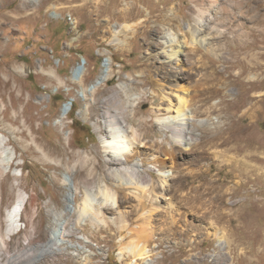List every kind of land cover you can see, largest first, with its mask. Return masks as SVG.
<instances>
[{"label":"rangeland","instance_id":"obj_1","mask_svg":"<svg viewBox=\"0 0 264 264\" xmlns=\"http://www.w3.org/2000/svg\"><path fill=\"white\" fill-rule=\"evenodd\" d=\"M25 1L0 0L2 264L16 254L23 257L32 243L40 252L53 235L58 246L56 256L37 264H125L133 260L134 264H144L133 255L121 254L120 246L132 239L153 254L161 253L158 264H226L224 252L230 264H264L262 149L245 155L238 147L235 149L234 141L230 145L224 140L217 148L192 151L188 147L186 156L178 160L184 163L186 172L167 170L168 199L161 203L173 205L177 223L170 230L174 235L162 231L151 239L140 235L143 226L137 215L129 224L133 235L118 233L115 226H97L90 219L83 189L79 185L76 192L71 191L79 183L76 172H71L79 160L73 154L90 158L96 155L102 163L106 160L103 129L100 131L97 124L105 127L102 114L115 104L106 105L104 101L113 97L122 78L135 81L142 71L141 62L157 54L155 45L168 32L189 43L182 56L184 61L211 62L215 67L191 70L197 75L193 80H161L164 92L190 99L197 81L204 82L215 69L224 85L221 96L237 106L231 110L224 103L222 110L197 118L208 119L206 126L211 128L215 123L226 128L230 122L233 129L248 126L249 132L236 137L238 142L264 137V102H260L264 98V71L258 68L264 66V0H217L214 4L210 0H38L23 4ZM108 9L115 13L128 11L131 16L111 19ZM199 15L203 20L200 38L205 45L195 54L190 51V43L194 27L199 26ZM242 60L251 62L246 76H241V67L236 64ZM156 73L151 69L145 88H158L152 84ZM221 96L204 103L202 111L209 112ZM130 97L139 113L135 119L129 113L125 118L126 141L136 143L128 122L134 121L133 129L139 130L142 118L149 122L146 142L162 141L166 134L152 113L162 100L156 103L151 96L139 98L136 93ZM198 132L202 137L203 128ZM204 136L212 137L210 133ZM232 147L233 151L228 152ZM198 156L199 162H194ZM229 156L240 164L235 172L219 162ZM135 163L143 164L141 158ZM145 167L151 168L146 161ZM153 174L154 182L143 183V187L148 186L145 191L140 189V182L124 181L123 192L130 205L144 202L150 207L152 190L156 193L161 183L160 173L154 170ZM119 183L118 179L103 182L106 197L95 189L97 203L107 199V191L113 192ZM21 196L26 197L27 208L18 229L10 232L8 214ZM112 210L108 217L118 212ZM56 217L64 223L65 231L72 226L79 229L65 236ZM158 225L169 226L161 222ZM70 242L77 247L70 248ZM220 242L225 244L224 252ZM17 264L30 263L20 259Z\"/></svg>","mask_w":264,"mask_h":264},{"label":"bare ground","instance_id":"obj_2","mask_svg":"<svg viewBox=\"0 0 264 264\" xmlns=\"http://www.w3.org/2000/svg\"><path fill=\"white\" fill-rule=\"evenodd\" d=\"M29 1L38 0H28L23 2V4L28 3ZM210 2L212 4H214V2L218 3L217 0H210ZM222 8H225L224 4ZM127 12L128 11L120 13L116 12V15L114 9H110L108 14L111 19H127L131 16V13ZM196 22L199 26L194 27V40L190 43L192 46L190 51L195 54L199 53L201 46L205 45L202 38H200L202 31L201 23H203L201 15L197 17ZM146 40L150 41L148 37ZM188 45L189 43L179 39L178 34L173 32L165 33V35L161 36V41L155 45L158 50L157 54H150V57L147 60H143L139 65L142 71L135 81H131V77L122 78L121 84L118 86V89L113 97L104 101L106 105L109 103H114L116 105H114V107H106L104 113L102 114L105 129L101 126V124H97V128L100 131L103 129L101 134L104 143H106V149L104 152L106 160L104 163H102L100 158L96 155L90 158L84 154H73V156L78 157L79 160L76 165L72 166L71 172H76L75 178L77 181L79 179V183H75V186L71 191L75 190L76 192L79 189V185L83 189L84 193L87 195L85 204L88 203V206L86 207L89 208V211L91 212L90 219L95 225H104L106 227L115 226L118 233L123 234L124 232H128L129 235H133L129 224L132 223L133 217L137 215L143 226V230L140 235L146 236L148 239L154 238L155 235L159 234V231L165 232V234L168 233L169 235H174L175 233L170 230L171 226L177 223L176 219L172 215L173 205L172 203H168L167 206H164L161 205V203L163 200L168 199L166 198V195L169 191L168 179L170 175L167 170L171 169L172 172H186L184 163H182V161L178 162V160L183 158L184 155L186 156V153L184 154V152L189 150L188 147H191V150L196 149L197 151L205 149L206 147L217 148L220 145L219 141L224 140L223 142L227 144L234 141V144L236 145L235 149L238 147V149L244 151L245 155L250 154L254 149H262L264 151V137H259L254 141L240 140L239 142L242 144L236 140L238 135L249 132V127L246 125L233 129L232 122H230V125L226 128L221 126L220 123H215V127L211 128L206 126L208 119L197 118L200 114L208 116L211 112L222 110L223 107L220 106L224 103H228V105H226L228 107L227 109L231 110H234L237 106L233 100L229 102L226 101V96H221L223 95L222 92L224 89L222 87L224 85L221 84L222 78L219 77L215 69H212L211 73L206 75L204 82L201 80L197 81L196 85L193 86V95L190 99L176 97L172 93L164 92L165 85L161 83V80L170 81L171 79H175L176 82L182 79L193 80L197 75L196 73H191V70L199 71L201 69H207L210 65V68L215 67L211 62H209L210 65H207L204 62L194 63L191 62V60H188V62L184 61L182 56L185 55V48H187ZM236 64H239L241 67V76H246L250 71L251 62L242 60L236 62ZM234 66L232 65V67ZM258 68L264 71V66H259ZM151 69L157 70L156 79L153 80L152 84L156 85L158 88L152 87V89H147L145 88V86H147V81L145 79L147 76L151 75ZM262 83H264V81ZM138 88L140 91H138ZM252 88L253 87L250 86V89ZM133 93H136L139 98L149 95L156 103L159 98L162 100L159 102V106L156 110L152 112L156 115V118H158V125L166 134V137L161 139L162 141L159 139V141L153 143L146 142V139L150 137L148 134L149 122L143 118L141 120L142 129L139 130L133 129L135 126L134 121L128 122L131 125V131L135 137L136 143L126 141L128 138V134L126 135V132L128 131L126 130L125 118L129 113L133 115L135 119L139 113L138 109L134 107L135 101H133L130 97ZM218 96H221V101L212 105L208 109L209 112H203L202 108L204 103L208 104L209 101ZM260 102H264V98H262ZM239 105L241 107L242 103L239 102ZM66 114L67 112L64 113L65 116ZM225 123L226 125L228 124L226 121ZM198 128H203L202 137L198 132ZM206 133H210L212 137L210 139H206L204 136ZM122 134L125 135L122 136ZM222 135H226V137H221ZM233 149L234 147L227 151L230 152L233 151ZM114 151L125 153V155L123 156L120 154L122 155L120 156L119 153ZM137 158H141L143 162L142 166L135 163ZM199 159L200 158L198 156L193 160L194 162H199ZM144 160L151 166V168L145 167ZM219 162L225 167L230 168V172H235L240 167V164L238 165V162L232 156H229L227 159H223L221 161L219 160ZM154 170H157L160 173L159 176L161 183L159 189L156 190V193L152 190V202L150 207L147 208L148 205L144 202L136 206L130 205L128 196L123 192L124 181H131L133 183V180H135L136 182L134 184L140 182L139 184H142L139 186H142L140 189L145 191L148 186L147 188L143 187V183L154 182ZM97 172L102 173L98 175ZM115 179L120 180L119 186L116 190H112L113 192L107 191V199L104 198L101 203H97L98 195L95 193V189H98L99 194L106 197V191L103 189V182L108 183L109 180L111 181ZM108 198H111L114 201L110 202V199ZM67 199H70V197H67ZM34 201L35 198L33 197L31 200L32 205ZM27 203L26 197L21 196L15 203L14 207L9 211L8 218L10 222V232L14 228L18 229L19 223L22 221V216L27 208ZM96 204L99 206L97 207ZM113 208L118 212H115L113 217H108V214L112 213ZM122 208H124V210H122ZM157 215H159L158 218L156 217ZM59 218L60 217H56V220L61 228V232L63 231L62 233L65 234V236L71 235L79 229V226H72L71 230L65 231L63 225L64 223L60 221ZM156 218L158 223L155 222ZM160 222L169 224V226L160 227L158 225ZM54 240V235L49 237L47 244L40 248V252L34 250L35 244L32 243V246L26 248L23 257H20L18 254L13 255L10 259H8L6 264H17L20 259H25V261L30 264H37V262L41 259L55 257L58 246ZM68 246L70 248L77 247L71 242ZM219 246L224 252V242H220ZM120 248L122 251L121 254H128L129 256L133 255L137 260L140 259L144 261V264H158L160 262L159 258L161 256L159 257V254L161 255V253H151L145 245H141L136 239H132L126 245H121ZM223 256L225 260H227L226 264H230L228 256L225 252L223 253ZM133 261L125 264H134ZM121 262L124 263V260ZM0 264H2L1 259Z\"/></svg>","mask_w":264,"mask_h":264},{"label":"trees","instance_id":"obj_3","mask_svg":"<svg viewBox=\"0 0 264 264\" xmlns=\"http://www.w3.org/2000/svg\"><path fill=\"white\" fill-rule=\"evenodd\" d=\"M73 119H74V117H73Z\"/></svg>","mask_w":264,"mask_h":264}]
</instances>
